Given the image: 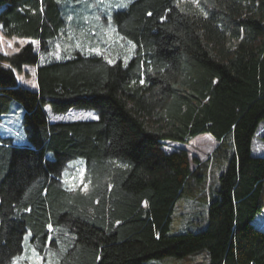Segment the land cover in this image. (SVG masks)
<instances>
[{
    "label": "trees",
    "instance_id": "obj_1",
    "mask_svg": "<svg viewBox=\"0 0 264 264\" xmlns=\"http://www.w3.org/2000/svg\"><path fill=\"white\" fill-rule=\"evenodd\" d=\"M113 20L135 46L126 64L76 53L41 65L33 43L49 49L67 25L63 5L0 0L4 34L27 42L0 54V115L17 102L26 131L23 142L0 136V264L23 253L28 233L51 264L198 255L197 264H264V230L254 224L264 158L252 155L264 123V0H136ZM25 66L36 67L35 90L18 84ZM46 106L95 118L58 122ZM202 134L219 145L206 162L193 158L195 169L188 150H165ZM78 158L87 192L63 182ZM180 199L207 207L204 229L170 233Z\"/></svg>",
    "mask_w": 264,
    "mask_h": 264
},
{
    "label": "rangeland",
    "instance_id": "obj_2",
    "mask_svg": "<svg viewBox=\"0 0 264 264\" xmlns=\"http://www.w3.org/2000/svg\"><path fill=\"white\" fill-rule=\"evenodd\" d=\"M63 5V13L67 25L56 38L50 41L48 50L41 52L37 43L36 51L41 65L53 61L66 60L76 53L100 55L114 64L121 61L126 64L134 54L135 46L117 34L114 27L113 14L125 10L136 0H58ZM126 5V6H125ZM27 42L8 38L0 27V54L4 57L17 53ZM36 67L25 66L21 74H17L18 84L34 90L36 86ZM49 117L58 122L71 123L95 118L93 111L74 110L65 115H56L49 106L45 107ZM24 108L12 101L8 111L0 115V136H11L23 142L26 131L23 126ZM264 123L259 127L252 145V155L264 158ZM219 143L209 134H202L193 138L189 144L167 142L166 152L176 149H186L192 158V169L196 168L193 158L200 163L206 162L218 147ZM50 155V154H49ZM204 175V173H202ZM204 180L201 178V181ZM65 186L73 192H87L90 182L87 175L86 163L83 159H74L63 174ZM201 184V183H199ZM84 185H87L85 188ZM207 207L196 206L190 200L180 199L176 202L172 213L171 234L200 231L204 229V218ZM256 226L264 230V211L254 221ZM47 260L40 258L31 245V235L24 239V251L12 264H51L54 255L48 253ZM178 260L180 264H197L202 262L203 255L195 256L190 263L188 260L179 261L174 257L159 261H149L144 264H173Z\"/></svg>",
    "mask_w": 264,
    "mask_h": 264
},
{
    "label": "crops",
    "instance_id": "obj_3",
    "mask_svg": "<svg viewBox=\"0 0 264 264\" xmlns=\"http://www.w3.org/2000/svg\"><path fill=\"white\" fill-rule=\"evenodd\" d=\"M36 88H37V83H36V86L33 87V89L35 90ZM184 261H186V260H184ZM173 264H178V263L173 262Z\"/></svg>",
    "mask_w": 264,
    "mask_h": 264
},
{
    "label": "snow or ice",
    "instance_id": "obj_4",
    "mask_svg": "<svg viewBox=\"0 0 264 264\" xmlns=\"http://www.w3.org/2000/svg\"><path fill=\"white\" fill-rule=\"evenodd\" d=\"M126 6V5H125ZM84 187L86 188L87 187V185H84Z\"/></svg>",
    "mask_w": 264,
    "mask_h": 264
}]
</instances>
